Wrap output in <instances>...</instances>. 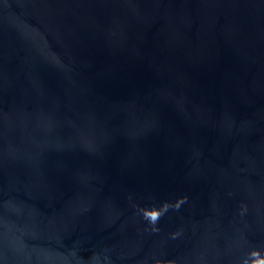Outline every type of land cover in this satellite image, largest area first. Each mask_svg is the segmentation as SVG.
Segmentation results:
<instances>
[{
	"label": "water",
	"instance_id": "1",
	"mask_svg": "<svg viewBox=\"0 0 264 264\" xmlns=\"http://www.w3.org/2000/svg\"><path fill=\"white\" fill-rule=\"evenodd\" d=\"M0 264H264V0H0Z\"/></svg>",
	"mask_w": 264,
	"mask_h": 264
}]
</instances>
